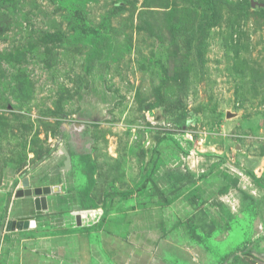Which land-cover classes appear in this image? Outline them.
<instances>
[{"label":"rangeland","instance_id":"obj_1","mask_svg":"<svg viewBox=\"0 0 264 264\" xmlns=\"http://www.w3.org/2000/svg\"><path fill=\"white\" fill-rule=\"evenodd\" d=\"M25 181L60 186L42 214ZM15 201L47 222L7 231ZM27 233L87 264H264V0H0V237Z\"/></svg>","mask_w":264,"mask_h":264},{"label":"crops","instance_id":"obj_2","mask_svg":"<svg viewBox=\"0 0 264 264\" xmlns=\"http://www.w3.org/2000/svg\"><path fill=\"white\" fill-rule=\"evenodd\" d=\"M33 202V199L32 201ZM23 202L15 201L11 202V206L9 209V217L8 218H22L25 217V213L23 211ZM33 205V204H32ZM29 206L31 209L33 206ZM47 205L48 200H47ZM48 208V207H47ZM34 209V208H33ZM35 210V209H34ZM24 214V215H23ZM29 217V216H26ZM17 218V219H18ZM11 220V219H9ZM35 226L29 227L34 232L38 225L40 224V220L47 222L46 217L43 218L41 216L35 218ZM27 229V228H26ZM20 232H31V231H23ZM3 235V233H2ZM33 233H27L26 236H23V241L18 242L17 246L15 245H8L7 242L3 245V236L0 237V264L1 261H3L4 253L8 255L9 259H12V262H9L10 264H87L86 261H77L82 256V252L85 250V246L83 243L79 242V237L72 234L70 237H63V241L57 240L55 242L53 236H46V240L44 241V247H42L43 241L36 242L35 238H31ZM29 246L28 248H25ZM21 247V249H20ZM6 249V251H5ZM79 249H82L79 253ZM5 251V252H4ZM60 253L63 254V258H60L59 256H54L53 253ZM53 257H59V258H53Z\"/></svg>","mask_w":264,"mask_h":264},{"label":"water","instance_id":"obj_3","mask_svg":"<svg viewBox=\"0 0 264 264\" xmlns=\"http://www.w3.org/2000/svg\"><path fill=\"white\" fill-rule=\"evenodd\" d=\"M62 151L65 154V159L63 161V166L58 167L55 171L57 172L58 170H65L70 167V156L68 152L63 148ZM24 189H18L16 192V196H31L33 197V204H34V209L36 214H42L47 210V198L46 195L51 193V192H57L60 190V187L58 185H54L52 187L50 186H43V187H35L31 189L28 186V181L23 182ZM79 215H77V223H80L79 220ZM35 226V220L33 217H22L18 218L16 220H9L6 223L5 229L7 231L9 230H15V229H26L29 227H34Z\"/></svg>","mask_w":264,"mask_h":264},{"label":"bare ground","instance_id":"obj_4","mask_svg":"<svg viewBox=\"0 0 264 264\" xmlns=\"http://www.w3.org/2000/svg\"><path fill=\"white\" fill-rule=\"evenodd\" d=\"M59 186V185H58ZM60 187V186H59Z\"/></svg>","mask_w":264,"mask_h":264},{"label":"flooded vegetation","instance_id":"obj_5","mask_svg":"<svg viewBox=\"0 0 264 264\" xmlns=\"http://www.w3.org/2000/svg\"><path fill=\"white\" fill-rule=\"evenodd\" d=\"M62 167V166H61Z\"/></svg>","mask_w":264,"mask_h":264}]
</instances>
